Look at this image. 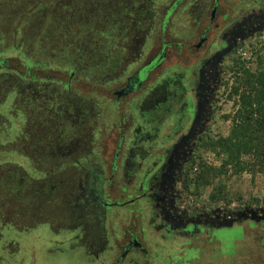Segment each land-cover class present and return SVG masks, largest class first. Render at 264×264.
I'll list each match as a JSON object with an SVG mask.
<instances>
[{
	"label": "rangeland",
	"instance_id": "1",
	"mask_svg": "<svg viewBox=\"0 0 264 264\" xmlns=\"http://www.w3.org/2000/svg\"><path fill=\"white\" fill-rule=\"evenodd\" d=\"M213 1L0 0V264H264L262 227L254 222L239 224L241 235L222 253L202 234L155 235L147 214L137 211L140 201L103 206L136 196L141 173L126 165L125 148L111 170L127 123L156 102L163 78L183 76L192 86L183 74L196 64L185 61L187 47L176 51L173 44L190 46L204 31L211 38L215 24L264 5L218 0L211 20ZM259 56L264 22L214 64L202 119L173 175L181 215L264 216V174L229 170L207 177L210 184L196 180L206 177L205 165L222 161L210 142L229 132L235 63L254 69ZM174 116L160 142L177 128ZM236 230L215 234L227 239ZM130 235L145 252L123 256Z\"/></svg>",
	"mask_w": 264,
	"mask_h": 264
},
{
	"label": "flooded vegetation",
	"instance_id": "2",
	"mask_svg": "<svg viewBox=\"0 0 264 264\" xmlns=\"http://www.w3.org/2000/svg\"><path fill=\"white\" fill-rule=\"evenodd\" d=\"M217 1H213L211 20L217 16ZM224 18L225 16L222 17ZM263 22L264 5L252 4L248 12L241 13L236 19L223 21L220 26L215 24L216 33L211 38L204 31L190 46L182 45L180 42L173 44L176 51H179L182 46L187 47L190 54H187L185 61L187 63L194 61L196 64L191 75L188 69L183 74L193 78L192 86L187 87L184 84L183 76L163 78L161 83H158L159 93L156 94V102L143 108L141 117L135 123H127L115 149L111 170L114 171L116 168L117 153L123 152L125 148L123 156L127 160L126 165L133 171L141 173L140 180L134 186L136 196L124 202H103V206L119 207L140 201L137 211L147 214L149 218L147 225L155 235L157 232L162 238L167 239L202 234L206 240L218 245V252L223 251L222 253H230L232 242L241 235L239 224L245 221L254 222L262 227L259 239L264 246V218L240 217L231 227L226 228L231 230L237 228V232L227 239H222L215 234V231L225 228L218 229L216 217L184 216L179 213L172 188L173 175L178 168L181 154L187 146L184 145L185 147L181 148L179 142L189 130L198 101L206 97L205 90L209 77L216 71L214 64L218 60L220 51L228 48L225 53L227 54L237 38L244 35V31H250L255 24ZM164 46L162 45L161 51L156 56V65H159V61L164 57ZM148 72V70L143 72V76ZM132 85H138V81H133ZM116 95L120 96L122 93L119 91ZM173 116L174 122L177 121L175 126L177 128L164 138L165 141L160 142L159 138L165 123ZM122 121L126 122L125 119ZM122 248L123 256L132 251L145 252L142 244L133 235L128 237L127 243ZM184 261L192 263L194 256L187 254Z\"/></svg>",
	"mask_w": 264,
	"mask_h": 264
},
{
	"label": "trees",
	"instance_id": "3",
	"mask_svg": "<svg viewBox=\"0 0 264 264\" xmlns=\"http://www.w3.org/2000/svg\"><path fill=\"white\" fill-rule=\"evenodd\" d=\"M232 71L228 97L234 109L225 116L230 128L225 137L210 142L222 161L218 167L205 165L206 177L196 178L205 184H210L207 177L213 179L221 171L264 174V59L259 56L254 69L236 62Z\"/></svg>",
	"mask_w": 264,
	"mask_h": 264
},
{
	"label": "water",
	"instance_id": "4",
	"mask_svg": "<svg viewBox=\"0 0 264 264\" xmlns=\"http://www.w3.org/2000/svg\"><path fill=\"white\" fill-rule=\"evenodd\" d=\"M228 51V48H224L220 51L219 55H218V60L221 59V57ZM217 60V61H218ZM217 61L215 63H217ZM206 100H199L196 108H195V113H194V117L192 120V123L189 127L188 132L182 137V139L179 142V146L181 148H184V145H188V142L194 138L197 128L199 127V123L202 119V114L204 112V105H205ZM200 131V130H199ZM249 217L251 219H254L255 217H260V218H264V216H259L257 214H247L245 212H238L236 213L234 216H229V217H224V216H216L217 220H218V229L219 228H228L231 227L233 225L234 222H236L240 217ZM220 218V219H218Z\"/></svg>",
	"mask_w": 264,
	"mask_h": 264
}]
</instances>
